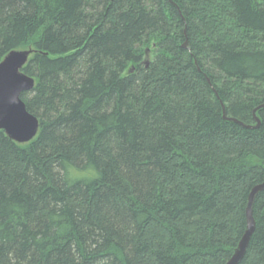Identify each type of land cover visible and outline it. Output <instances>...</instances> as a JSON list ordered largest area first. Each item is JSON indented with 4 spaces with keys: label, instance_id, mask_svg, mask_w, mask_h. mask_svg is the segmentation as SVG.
Returning a JSON list of instances; mask_svg holds the SVG:
<instances>
[{
    "label": "trees",
    "instance_id": "16d2710c",
    "mask_svg": "<svg viewBox=\"0 0 264 264\" xmlns=\"http://www.w3.org/2000/svg\"><path fill=\"white\" fill-rule=\"evenodd\" d=\"M186 44V45H185ZM39 131L0 129V264H224L264 180V0H0ZM239 264H264V190Z\"/></svg>",
    "mask_w": 264,
    "mask_h": 264
},
{
    "label": "water",
    "instance_id": "95a60500",
    "mask_svg": "<svg viewBox=\"0 0 264 264\" xmlns=\"http://www.w3.org/2000/svg\"><path fill=\"white\" fill-rule=\"evenodd\" d=\"M186 45V44H185ZM31 49L12 50L0 62V129L19 143H27L36 137L39 131V119L28 111L23 92L31 91L35 79L25 74L22 67L27 63ZM264 107L260 105L253 111L255 124H246L234 117H227L223 106L224 117L236 121L247 128L258 127L261 123L257 111ZM264 190V180L255 185L248 196L246 205L247 226L234 254L224 264H239L243 259L249 241L254 233L256 221L253 215L254 202L259 192Z\"/></svg>",
    "mask_w": 264,
    "mask_h": 264
},
{
    "label": "bare ground",
    "instance_id": "6f19581e",
    "mask_svg": "<svg viewBox=\"0 0 264 264\" xmlns=\"http://www.w3.org/2000/svg\"><path fill=\"white\" fill-rule=\"evenodd\" d=\"M234 254V253H233Z\"/></svg>",
    "mask_w": 264,
    "mask_h": 264
}]
</instances>
